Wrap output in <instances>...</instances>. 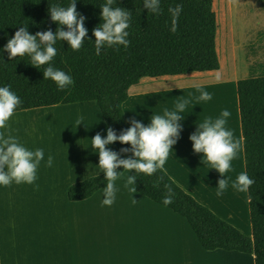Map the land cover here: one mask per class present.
I'll return each instance as SVG.
<instances>
[{"label":"crops","instance_id":"1","mask_svg":"<svg viewBox=\"0 0 264 264\" xmlns=\"http://www.w3.org/2000/svg\"><path fill=\"white\" fill-rule=\"evenodd\" d=\"M212 4L219 69L144 77L130 86L123 111L129 126L133 117L147 125L153 113L171 110L181 97L193 94L164 171L199 204L252 237L248 191H236L231 183L246 172L238 83L264 78V0ZM196 86L212 99L197 102ZM219 109L230 111L226 127L240 141L223 177L230 178L229 187L221 196L216 195L214 169L201 162L203 154L194 153L189 139L197 124L218 117ZM107 128L97 103L89 102L17 112L0 130L29 150H44L34 184L0 186V264H232L249 259L255 264L251 255L205 251L184 217L124 186L127 171L115 182L111 206L102 205L104 188L87 201L70 202L71 186L104 174L91 138L97 133L106 138ZM108 147L119 152L118 141ZM49 155L54 157L51 167L46 166Z\"/></svg>","mask_w":264,"mask_h":264},{"label":"trees","instance_id":"2","mask_svg":"<svg viewBox=\"0 0 264 264\" xmlns=\"http://www.w3.org/2000/svg\"><path fill=\"white\" fill-rule=\"evenodd\" d=\"M72 0H0V50L20 26L30 34L59 27L48 13L49 3L67 7ZM105 0H77V12L85 19L87 37L74 51L67 41H57V54L51 64L70 75L73 83L60 90L51 79H44L43 70L30 64L27 55L9 59L0 51V87L9 86L21 103L14 113L79 103L96 102L107 127L119 135L127 124L123 104L130 86L144 77L178 76L219 69L215 37L216 16L211 0H160L159 14L144 7L143 0H114L130 11L127 48L113 45L96 52L92 30L102 23L100 6ZM182 6L172 32L169 8ZM65 30L67 27L65 26ZM239 108L245 152V170L254 181L248 190L252 237L217 217L208 208L178 187L163 171L152 176L135 174L137 192L156 204L184 217L205 251L239 252L264 264V78L238 83ZM119 144L121 148L131 145ZM131 153L121 154L122 158ZM123 171V168L117 169ZM125 171H123L124 173ZM163 182L154 187L157 178ZM105 174L74 184L68 189L70 202L91 199L106 186ZM171 188L172 203L165 206L163 198Z\"/></svg>","mask_w":264,"mask_h":264},{"label":"clouds","instance_id":"3","mask_svg":"<svg viewBox=\"0 0 264 264\" xmlns=\"http://www.w3.org/2000/svg\"><path fill=\"white\" fill-rule=\"evenodd\" d=\"M76 3L77 0H72L67 7L49 3L50 18L59 25L55 32L49 29L33 35L29 33L27 27L20 26L0 51L7 52L10 60L27 55L30 57V64L37 69L47 65L43 70L44 79L54 81L60 90L65 89L73 83L72 77L52 66L51 62L57 54L55 44L58 40L67 41L74 51H78L87 37L88 29L84 26L86 17L77 12ZM143 3L151 13L159 14L161 11L160 0H143ZM113 4L114 0H105L100 6L102 23L92 30L97 54L105 45H123L127 48L130 43L126 31L129 27L130 11L119 6L113 7ZM168 10L172 15L170 30L175 32L182 6L177 5ZM196 88L199 92V95L194 97L197 102L212 99L211 93L200 86ZM192 99L193 94L189 93L187 98L181 97L177 100L173 109L165 108L162 114L153 113L147 125L133 117L129 120L130 127L123 129L119 135L109 126L106 138L100 133L91 138V148L99 156L98 167L102 169L107 181L102 205L111 206L115 202L117 191L115 182L123 175V171L152 176L157 171L164 170L173 146L180 138L182 131L180 122L184 119L181 114L192 103ZM20 103V98L9 86L0 87V130L8 127V121ZM230 115V111L225 109L215 119L205 118L189 136L194 153L203 154L201 162L217 170L221 177H226V173L231 170V162L237 157L240 149V141L235 139L233 131L226 127ZM81 122L82 118L77 121V125ZM117 141L125 145L130 144L131 147L121 148L119 152L111 150L108 145ZM122 153L131 155L122 158ZM43 160V149L29 150L17 137L10 133L5 135L0 131V186H10L13 182L34 184L38 167ZM53 160L54 157L49 155L46 166L51 167ZM121 167L123 171H117ZM229 179H219L216 187L217 196L223 195L227 190ZM163 180V176L158 177L153 186H159ZM136 181L137 176L130 174L126 177L124 186L132 193H136L137 187H133ZM253 183L246 172H241L232 181L231 187L239 192H247ZM164 187L169 194L164 196L162 202L167 206L173 202L171 188L167 184ZM135 202L133 199V203Z\"/></svg>","mask_w":264,"mask_h":264},{"label":"bare ground","instance_id":"4","mask_svg":"<svg viewBox=\"0 0 264 264\" xmlns=\"http://www.w3.org/2000/svg\"><path fill=\"white\" fill-rule=\"evenodd\" d=\"M214 110H216V109H214V108H211L210 109V111L213 113L214 112ZM217 111V110H216ZM223 110L222 109H219L218 110V113H221ZM214 172H215V174H216V176H217V178L218 179H221V178H223V177H221V175L218 173V171L217 170H215L214 169ZM235 190V189H234ZM254 260H255V258H254ZM230 264V263H229ZM232 264H252V262L250 261V259L249 260H244V261H234Z\"/></svg>","mask_w":264,"mask_h":264},{"label":"rangeland","instance_id":"5","mask_svg":"<svg viewBox=\"0 0 264 264\" xmlns=\"http://www.w3.org/2000/svg\"><path fill=\"white\" fill-rule=\"evenodd\" d=\"M211 2H212V0H211ZM212 6H213V4H212ZM213 11H214V9H213ZM214 13H215V12H214ZM216 23H217V22H216ZM215 38H216V37H215ZM215 45H216V44H215ZM65 117H66V115H63V118H65ZM48 120L51 121V120H50V117H48ZM43 129H46V127L43 128Z\"/></svg>","mask_w":264,"mask_h":264}]
</instances>
